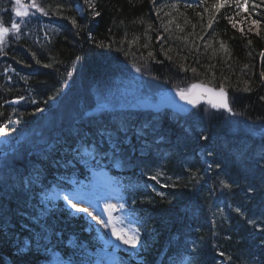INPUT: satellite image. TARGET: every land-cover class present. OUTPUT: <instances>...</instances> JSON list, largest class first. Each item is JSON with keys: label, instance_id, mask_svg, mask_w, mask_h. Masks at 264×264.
I'll use <instances>...</instances> for the list:
<instances>
[{"label": "trees", "instance_id": "trees-1", "mask_svg": "<svg viewBox=\"0 0 264 264\" xmlns=\"http://www.w3.org/2000/svg\"><path fill=\"white\" fill-rule=\"evenodd\" d=\"M182 2L92 0L90 6L85 0H36L48 15L31 7L28 12L44 19L43 23H49V27L47 38L46 31L42 30L37 36L38 42H33L27 39L32 37L27 33V16L16 15L19 6L15 0H0V22L8 27L12 22L20 26L19 32L10 30L0 45V129L4 130L0 137L19 141L17 149L12 150L10 162L5 158L0 166V264H37V260L45 258L51 249H59L70 256L74 252L68 246L72 238L83 247H94L95 241L83 231V223L61 212L58 217L48 215L41 224L34 223L29 234L22 228L29 222L23 215L27 201L39 189L26 181L27 173L46 184L47 177L53 175V167L56 165L60 169L59 161L65 150L71 149L75 141L85 135L91 134L94 138L98 135L95 129L98 120L89 115L81 124L63 125L45 139L39 140L40 135L29 138L33 131L41 132L46 128L45 121L40 127L37 124L57 101L71 105L79 115L86 113L87 107H97L95 97L108 99L112 90L119 86L118 78L129 77L130 66L136 62L134 64L146 68L139 74L146 95H154L150 85H157L158 79L177 82L206 79L226 84L231 89L238 114L230 118L222 111H209L207 127L216 126L212 130H225L237 137L242 135L248 119L264 122V77L261 76L264 72V0H250L257 6L255 11L244 0L238 1L242 8L225 4L219 11L212 7L213 3L188 7ZM22 3L27 6L31 0ZM77 7L85 9L84 17L80 16ZM228 17L232 18V23ZM210 18L211 28L208 27ZM253 20L257 23L252 24ZM128 60L133 61L129 66ZM5 66L17 67L9 78L3 77L7 71ZM192 68L196 69L195 73ZM65 82L67 84L63 86ZM70 83L73 90L65 93ZM76 83L80 84L75 90ZM245 88L249 90L244 91ZM25 92L37 100L36 107L13 110L6 105ZM83 101L88 103L78 107ZM131 111L107 112L121 117L127 113L131 115ZM103 113L100 110L98 114ZM189 117L196 118L197 115L191 113ZM151 118L158 127L161 126L172 146L173 159H164L169 157L168 143L162 157L141 143L122 146L121 157L129 156L135 148H146L149 157L153 158L150 168L163 172L167 179V190L176 201L166 205L156 197L155 204L160 208L155 206L145 215L154 226L152 231L156 228L162 233L166 226L163 219L170 221L172 215L178 213L181 217L187 216L211 193L203 184L188 185L185 180L184 167L189 159L183 155L198 146L199 142H187L189 130L198 125L193 120L172 123L165 116L156 114ZM132 119L134 124L135 116ZM122 122L129 123L123 119ZM36 145L41 148L33 151ZM232 171L228 169L230 175ZM152 197L149 194L142 200ZM149 200L142 203L147 205L145 209L151 205ZM25 238L29 244L24 251ZM161 238L151 246L140 247L138 257L143 263L155 264L163 249ZM204 264L216 262L209 256Z\"/></svg>", "mask_w": 264, "mask_h": 264}, {"label": "snow or ice", "instance_id": "snow-or-ice-1", "mask_svg": "<svg viewBox=\"0 0 264 264\" xmlns=\"http://www.w3.org/2000/svg\"><path fill=\"white\" fill-rule=\"evenodd\" d=\"M86 3H88L90 6H92V0H85ZM206 0H201V3H205ZM248 2V0H244V3L246 4ZM16 5H18V9L16 10V15L18 17H26L29 15L28 12V8H34L36 10V12L41 13L42 15L47 16L48 12L45 10L44 7H42L40 4L36 3V0H31V3L27 6L23 5L21 3V0H15ZM153 3H155V0H153ZM229 0H216V2L212 5V7L214 9H216L217 11H219V9L221 7H223L225 4H228ZM188 7H191V5H188ZM236 7L237 8H242L243 5H241L239 2L236 3ZM205 11H208L207 8H205ZM96 16H99V12L95 13ZM229 19V23H232V18L228 17ZM73 24H75V21H72ZM257 21L253 20L252 24H256ZM211 18L209 19V23H208V27L211 28ZM232 26L235 28L236 24L233 23ZM193 27H195V25H193ZM10 30H15L16 32H19L20 30V26L18 23L16 22H12L10 27L3 25L2 22H0V45H2L4 43V38L5 35L7 33H9ZM182 30V29H181ZM241 31H243V29H241ZM207 47V45H206ZM225 46L223 45V43H221V48H224ZM152 53L149 52V56H151ZM264 55V54H262ZM170 59V58H169ZM37 63H39V61H37ZM45 67H48V65H45ZM187 70V69H185ZM137 71H139V69H137ZM191 71L193 73L196 72L195 68H192ZM261 76L264 77V72L261 73ZM199 85L197 84H193L191 89H181L178 92V95L180 96V98L182 100H185L188 104H192L195 105L197 102L196 97L193 95V89L198 88ZM248 88H245L244 91H248ZM208 91H211V89H208ZM216 95L218 96V99L215 101H211V106L213 108H222L227 110L228 112H232V108L229 106V100H228V96L227 93L224 91L223 87L220 88L219 92L216 93ZM15 103H19V100L15 101ZM4 130L0 129V133H2ZM205 140H207V137H204ZM146 175H148L147 173H145ZM164 174L163 172L157 170L154 174L148 175V179L152 180V181H156L157 183L160 182V177H162ZM170 179V178H169ZM225 187H230V185L225 184ZM158 195H161V193H158ZM64 200H66L72 208L76 209L77 212H81V213H85L89 216L92 217L93 220H96V222L98 224H102L105 227H111V231H112V235H114L116 237L117 240H120L123 244L128 245L129 248L135 249L140 245V233L138 230L135 231L134 235L129 236L127 233L124 232V230L121 228L120 231H117L116 228L114 226H112V221L111 218L109 219L108 223H105L103 220H101L99 218L98 215H93L92 212H90L88 210V208L86 207H77L76 204H74L72 202V199L69 198V196H64L63 197ZM121 209H123V205L120 206ZM115 208V205L112 204H108L107 205V211L109 213H111L113 211V209ZM237 212H240V209H237ZM243 215V213H241ZM221 255H224L223 253H221Z\"/></svg>", "mask_w": 264, "mask_h": 264}, {"label": "rangeland", "instance_id": "rangeland-1", "mask_svg": "<svg viewBox=\"0 0 264 264\" xmlns=\"http://www.w3.org/2000/svg\"><path fill=\"white\" fill-rule=\"evenodd\" d=\"M138 83L133 81L131 83H125L122 85V87L119 89L121 91V96H122V99L123 100H126V101H131L133 95L136 93L137 91V86ZM122 100V101H123ZM123 104H128L124 101ZM69 198L72 199V202L74 204L77 205V207H86L88 208V210L90 212L93 213V215H98L99 216V213L100 211L98 210H92V207L90 206L91 203H93L94 201L91 199H97V200H102V195L101 193L100 194H95V193H87L85 190H82L80 189L79 187L73 192H69L68 194ZM100 218V216H99ZM108 219V218H107ZM95 221V224L97 225V227L99 228V231L100 233L103 235V237L106 239V240H109L110 239V233H109V230L110 228L109 227H105L104 225L102 224H98ZM124 230V229H123ZM125 233H127L129 236L131 235H134L135 234V230L133 227H129V230L128 231H125ZM51 264H61L58 257H54L53 260L51 261Z\"/></svg>", "mask_w": 264, "mask_h": 264}, {"label": "water", "instance_id": "water-1", "mask_svg": "<svg viewBox=\"0 0 264 264\" xmlns=\"http://www.w3.org/2000/svg\"><path fill=\"white\" fill-rule=\"evenodd\" d=\"M210 88H201L200 93H198V96L196 97L197 101H203V100H217L218 96L216 95L217 92H214L213 90L208 91ZM232 113V112H230Z\"/></svg>", "mask_w": 264, "mask_h": 264}]
</instances>
